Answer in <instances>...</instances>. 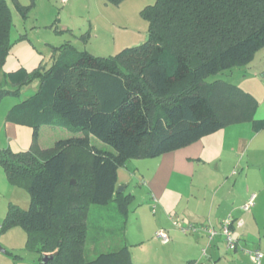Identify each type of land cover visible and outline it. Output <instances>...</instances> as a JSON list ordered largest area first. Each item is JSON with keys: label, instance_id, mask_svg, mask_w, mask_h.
<instances>
[{"label": "trees", "instance_id": "1", "mask_svg": "<svg viewBox=\"0 0 264 264\" xmlns=\"http://www.w3.org/2000/svg\"><path fill=\"white\" fill-rule=\"evenodd\" d=\"M11 1L27 18L33 4ZM140 14L148 23L140 45L99 56L66 43L53 47L48 68L21 67L3 76L0 99L39 82L6 115L7 121L32 129L28 149H0L7 179L24 185L30 202L25 209L10 206L0 230L24 229L26 247L40 264H134L125 244L107 251L88 247L104 231L91 222V206L113 202L125 216L132 201L133 195L116 191L118 168L132 158L182 148L230 124L264 128V119L254 117L258 101L250 93L221 79L206 81L248 63L264 48V0H156ZM12 26V9L0 0V70L13 44ZM88 36L89 31L82 38ZM44 125L74 135L42 148L38 136ZM90 135L111 149L91 144ZM45 254L49 257L42 262Z\"/></svg>", "mask_w": 264, "mask_h": 264}, {"label": "rangeland", "instance_id": "2", "mask_svg": "<svg viewBox=\"0 0 264 264\" xmlns=\"http://www.w3.org/2000/svg\"><path fill=\"white\" fill-rule=\"evenodd\" d=\"M18 1L25 5L33 1L34 5L26 20H23L12 7L13 26L10 38L13 44L0 70V84H3L5 73L16 71L18 68L24 67L30 71L39 64L48 68L53 59L51 46L57 47L69 43L77 50H87L94 55L109 56L124 47L140 45L147 39L148 33L147 21L142 17L140 11L156 0H124L118 5L106 3L105 0ZM8 2L12 6L10 0ZM89 26H92V30L90 29V37L86 41L81 39L80 35L87 32ZM21 34L28 35L30 41L19 39ZM215 79L232 83L258 100L254 112V117L258 119V115L264 110V48L257 51L254 58L248 63L210 75L206 81L210 82ZM38 83V80H35L25 85L19 95L6 94L0 99V124L4 120L8 108H12L14 103L32 95L37 90ZM258 83H261L263 88H260ZM4 86L13 87L10 82L4 83ZM250 124L252 126V122ZM26 130L27 134L23 132L19 136V145L15 143L11 145L13 149L26 147L23 149L25 150L30 147L32 129L27 127ZM217 134L220 136L221 133ZM72 135L74 134L66 128L44 125L39 129L38 143L42 148L50 147L56 140ZM214 138L220 140V137L214 136ZM7 141L6 132L0 127V149L1 145L3 148L8 147ZM90 143L101 148L111 149L108 144L93 135H90ZM136 159L139 158L129 159L117 170V177L121 183L117 186L126 185V188L118 193L134 195L132 201L129 200L130 203L127 204V214L120 215L114 208L115 203L113 202L106 206L92 205L90 208L91 222L96 223L95 226H99L104 231L99 232L98 240L95 244L89 242L88 247L94 245L97 251H107L117 249L125 244L134 264H188L186 260L181 261L186 257L187 252H191L186 250V241L175 238L171 232L167 231L170 240L166 244L157 238L156 232L152 230L157 223L154 212L158 203L150 201L153 198L150 199L149 189L140 182L139 176L131 178L130 174L133 171V164L137 162ZM169 190L172 191L171 188ZM29 202L30 194L27 188L21 184L10 183L0 165V224L10 206L15 205L25 209ZM13 228L26 233L21 227ZM177 230L182 232L178 227ZM7 232L0 230V236ZM234 239L236 238L234 237ZM12 243L20 244L21 240L17 236L12 239L4 237L0 240V248L5 249L6 245ZM24 243H26L25 240ZM236 247L239 254L242 253L241 250L245 251L247 259L232 257L234 252L232 251L225 254L224 257L221 256V260L226 264H253L249 252L258 249L263 254L261 264H264V226H253L249 237H240ZM217 261L212 260L211 264H216Z\"/></svg>", "mask_w": 264, "mask_h": 264}, {"label": "crops", "instance_id": "3", "mask_svg": "<svg viewBox=\"0 0 264 264\" xmlns=\"http://www.w3.org/2000/svg\"><path fill=\"white\" fill-rule=\"evenodd\" d=\"M10 2L11 9L13 7L16 11L11 0ZM105 2L110 3L107 0ZM30 4L34 5V2L26 5ZM16 13L26 20L17 11ZM91 27L89 26L88 31ZM19 39L30 41L26 34H21ZM53 47L56 46H51L52 50ZM259 86L262 87L261 83ZM36 87L38 88V84ZM6 115L7 113L0 127L6 132L7 145L13 151H21L26 147L13 149L11 145H19V136L23 132L27 134V126L7 121ZM258 119H264V110L258 115ZM250 123L230 124L187 146L157 157L139 158L133 164L131 178L139 176L140 182L149 189L150 199L153 198L149 200L158 203L154 212L157 223L152 230L156 232L163 229L166 233L169 231L175 238L187 242L186 250L191 252H187L181 261L186 260L188 264H211L212 260L220 259L216 264H226L221 256L224 257L232 251V257L247 259L245 251L241 250L242 253L239 254L237 247H226L220 233L222 220L228 216L233 220L232 231L237 243L240 237H249L253 226H264V128L254 131ZM217 133H221L220 136ZM213 135L220 137V140H216ZM117 184H121L118 177ZM123 187L126 188V185ZM252 196L253 205L250 209H242ZM172 218L186 225L192 224L195 228L178 231L177 226L171 223ZM237 221H241V225L238 226ZM209 227L217 231L211 239L208 238L206 230ZM7 231L0 236V240L17 236L21 243L6 245L4 252L0 251V264H40L37 253L29 250L24 243L26 233L13 227ZM169 240L170 237L163 243L167 244Z\"/></svg>", "mask_w": 264, "mask_h": 264}, {"label": "built area", "instance_id": "4", "mask_svg": "<svg viewBox=\"0 0 264 264\" xmlns=\"http://www.w3.org/2000/svg\"><path fill=\"white\" fill-rule=\"evenodd\" d=\"M65 1L66 0H61V2H65ZM252 205H253V196L246 202L244 206H242V209L248 210L250 209ZM172 223L173 225L177 226L182 231H187L189 229L193 230L195 228L194 225L183 224L178 219L172 218ZM232 223H233V220L231 219V217L228 216L222 220L221 228H220V233L223 235L225 245L228 249H235L237 245V240L234 239L233 237ZM236 223L238 226L241 225V221H237ZM206 230H207L209 239L213 238L214 235L217 234V231L213 229L212 227L206 228ZM155 236L159 238L162 242L168 241V238H169L168 234L163 230L156 231ZM249 256L253 264H260L263 254L259 250H254L253 252H249Z\"/></svg>", "mask_w": 264, "mask_h": 264}, {"label": "water", "instance_id": "5", "mask_svg": "<svg viewBox=\"0 0 264 264\" xmlns=\"http://www.w3.org/2000/svg\"><path fill=\"white\" fill-rule=\"evenodd\" d=\"M70 183H71V184H74V180L71 179V180H70ZM123 188H124L123 186H117V187H116V191H117V192H120ZM0 251L4 252V249H1V248H0ZM48 257H49V256L46 255V254L43 255V256H42V262L46 261V260L48 259Z\"/></svg>", "mask_w": 264, "mask_h": 264}]
</instances>
